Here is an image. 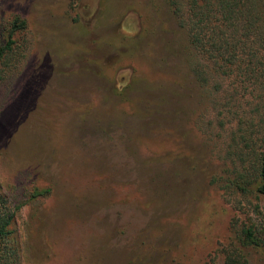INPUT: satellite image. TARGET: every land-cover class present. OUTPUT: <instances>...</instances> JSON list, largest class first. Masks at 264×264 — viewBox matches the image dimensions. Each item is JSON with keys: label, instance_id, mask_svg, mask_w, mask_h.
Instances as JSON below:
<instances>
[{"label": "rangeland", "instance_id": "obj_1", "mask_svg": "<svg viewBox=\"0 0 264 264\" xmlns=\"http://www.w3.org/2000/svg\"><path fill=\"white\" fill-rule=\"evenodd\" d=\"M16 17L0 184L19 263L223 264L252 206L212 181L225 165L200 125L209 97L168 0H0V41Z\"/></svg>", "mask_w": 264, "mask_h": 264}, {"label": "trees", "instance_id": "obj_2", "mask_svg": "<svg viewBox=\"0 0 264 264\" xmlns=\"http://www.w3.org/2000/svg\"><path fill=\"white\" fill-rule=\"evenodd\" d=\"M168 2L187 31L196 55L191 69L209 97V117L202 114L200 125L225 165L212 181H222L235 206L243 210L245 199L252 206L246 219L233 221V236L217 254L223 264H249L247 250L264 253V0ZM27 26L14 18L0 41V82L19 63L15 35ZM18 209L0 184V264H20L11 228Z\"/></svg>", "mask_w": 264, "mask_h": 264}]
</instances>
